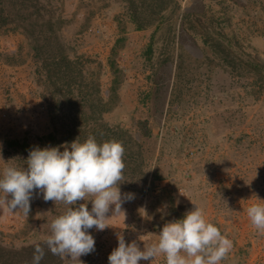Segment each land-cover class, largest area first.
<instances>
[{"label":"rangeland","instance_id":"rangeland-1","mask_svg":"<svg viewBox=\"0 0 264 264\" xmlns=\"http://www.w3.org/2000/svg\"><path fill=\"white\" fill-rule=\"evenodd\" d=\"M38 2L64 54L83 69L75 82L89 107L60 108L56 71L48 77L34 40L14 23L4 26L0 173L9 165L26 168L35 147L70 144L75 116L80 122L84 113L87 120L99 115L125 149L119 186L134 198L122 204L124 220L110 206L108 227L89 230L95 251L79 257L83 264H108L118 234L143 250L195 205L232 241L220 264H264V232L247 215L264 203V0ZM14 141L22 146L8 145ZM30 209L26 217L0 207L2 245L44 242L66 205L46 202L36 190Z\"/></svg>","mask_w":264,"mask_h":264},{"label":"clouds","instance_id":"clouds-1","mask_svg":"<svg viewBox=\"0 0 264 264\" xmlns=\"http://www.w3.org/2000/svg\"><path fill=\"white\" fill-rule=\"evenodd\" d=\"M124 151L121 142L98 143L92 135L83 142L77 138L58 147H35L24 160L26 168L9 165L0 173V207L11 213L22 211L27 217L36 190L43 194L44 201L66 205L63 214L52 220L51 234L44 243L52 254L83 264L79 257L95 251V239L89 230L103 231L108 227L105 221L110 206L113 215L122 213L124 220L122 204L134 198L131 193L122 196L119 188L125 168ZM247 215L252 225L264 232V203L248 207ZM117 242L107 257L108 264H139L160 255L166 264H220L233 246L196 205L183 218L165 223L157 240L144 242L143 250L136 241L126 243L123 235L118 234ZM43 256V247L36 244L33 264H40Z\"/></svg>","mask_w":264,"mask_h":264},{"label":"trees","instance_id":"trees-1","mask_svg":"<svg viewBox=\"0 0 264 264\" xmlns=\"http://www.w3.org/2000/svg\"><path fill=\"white\" fill-rule=\"evenodd\" d=\"M15 1L16 0H0V30L9 23H14L16 27H20L27 36L34 40V50L37 56L43 61V69L47 74H51L52 69L56 71L57 84L54 85L58 88L55 93L58 94V91L64 93L62 96L58 94L59 97L62 98V102L59 104L61 105L60 108L67 105L72 109L76 108L77 112L78 107L81 108V111L87 109L89 106L86 104V98L80 90V87L83 85L78 86L76 84L77 82H75L76 78L79 79L83 77V69L79 68L78 61L70 60L68 56L64 54L62 49L63 45L58 35L54 33V24L52 20L50 18L45 19L44 17L43 5L41 2L39 3L38 0ZM48 31L50 35L46 34ZM62 89L64 90L62 91ZM93 110L94 109H92V111ZM85 116L84 113V115L81 116L83 120L80 122L77 121V116L72 120V128L68 132V139H70V141H74L78 138L80 142H83L89 135L94 136L98 143L115 140L113 138L115 135L114 130L105 124L99 115L92 120L85 119ZM80 127H83V129ZM54 133L50 135L53 140L56 138ZM8 145L11 147L22 146L17 141L10 142ZM134 145L136 146L138 144L135 142L133 143V146ZM120 187L122 186H119V188ZM36 244H40L44 249V256L40 264H62V257L52 254L44 242H38ZM36 244L17 249L8 248L0 243V264H33V253Z\"/></svg>","mask_w":264,"mask_h":264}]
</instances>
